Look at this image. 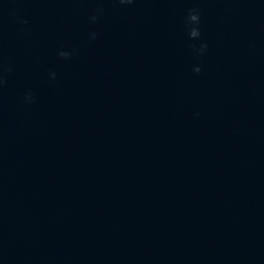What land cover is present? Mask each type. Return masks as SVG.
Listing matches in <instances>:
<instances>
[{
    "label": "clouds",
    "instance_id": "9594fccd",
    "mask_svg": "<svg viewBox=\"0 0 264 264\" xmlns=\"http://www.w3.org/2000/svg\"><path fill=\"white\" fill-rule=\"evenodd\" d=\"M119 2L121 4H131L134 2V0H119ZM93 20L96 19L95 16L92 17ZM186 23L189 25L188 28V35L190 39L196 40L201 36V32H200V28H199V24H200V16L198 14V10L196 9H192L189 11V15L186 19ZM95 33L93 34V38H95ZM207 48V44L206 43H202L199 47V49L197 50L198 53L202 54L204 52V50ZM58 55L62 58H67L69 53L61 51L58 53ZM195 71L198 73L200 71V68H196ZM53 78L55 76V74L53 73Z\"/></svg>",
    "mask_w": 264,
    "mask_h": 264
}]
</instances>
